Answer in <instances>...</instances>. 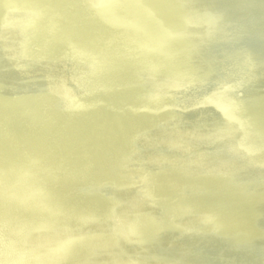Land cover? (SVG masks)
Returning a JSON list of instances; mask_svg holds the SVG:
<instances>
[{
    "label": "bare ground",
    "instance_id": "1",
    "mask_svg": "<svg viewBox=\"0 0 264 264\" xmlns=\"http://www.w3.org/2000/svg\"><path fill=\"white\" fill-rule=\"evenodd\" d=\"M38 1L43 3L45 0ZM100 2L102 8L97 5L100 15L111 25L128 33L123 38L124 43L130 40L132 26L139 27L133 28L138 29L143 38H138L140 40L136 43L139 47L145 44L151 57L172 42V38L179 37L183 32L182 23L187 22L203 23L204 34L215 35L203 39L207 52L202 55H221L226 59L249 54L264 61V0H132L135 10L132 16L135 20L129 19L123 25H120L122 20L116 13L122 7L120 2ZM55 5L61 8L59 11L64 9L62 3L57 2ZM2 13L3 8L0 7V15ZM170 14L175 18L170 17ZM48 15L52 16L53 12ZM85 16L84 12H76L69 18L70 26H60L57 29L59 32H52L55 34L51 43L52 52L46 59L47 72L58 73L59 65H65L63 73L60 72L61 78L75 88L76 95L93 93L96 84L100 85L95 68H109L101 54L94 53V56L82 60L74 58L76 50L87 49L82 46L92 44L97 36L104 34L103 27H107L89 21ZM76 22L80 23V29H76ZM195 30L201 34L200 29ZM21 33L19 31L18 35ZM220 38L222 41L218 43ZM68 42L72 44L67 53L68 60L64 62L65 53L60 58L59 49L68 48ZM10 45L17 46L18 43L12 41ZM179 45L181 42H172V52H175L176 57L181 54L175 50ZM105 49L101 51L105 52ZM180 49L184 50V47ZM195 62L192 61V65ZM3 63L4 57L0 51V71ZM172 63L173 74L163 75L166 80L175 78L184 82V75L190 71L195 73L196 78L205 73H199L194 66L182 67L177 62ZM210 69L208 66L206 71ZM160 70L165 73L166 68L160 67ZM88 73L91 74L92 82L89 81ZM48 76L49 89L62 98L64 87L60 82L51 80V75ZM223 77V74H218L216 82ZM124 80L130 82L131 75L126 73ZM0 82V120L4 118L10 123L7 135L2 139L8 142L16 139L21 147L32 146L35 150L33 154L50 145L44 161L46 169L26 165L21 152L12 156L14 159H0V177L1 174L9 173L10 179L8 183L0 181V264H184L189 260H182L180 252L188 248L196 253V248L202 245L203 237L209 234L214 223L220 236L227 232L228 238L220 240L215 237L208 262L264 264V240L259 237L264 238V184L258 180L254 187L248 182V178L252 177L264 179V170L252 168L256 166L235 154L236 144L257 148L260 141L256 135L260 132L258 128L261 134L264 133V123L257 125L256 134V130L251 131L252 124L256 126V119L264 122V103L263 106L258 103L260 94L257 95L252 89L247 91L243 104L245 107L250 106L251 110L248 112L246 107L247 111L243 113L240 109L242 119L236 111L234 113L229 103L216 101L219 109L235 118L233 122L239 124L243 135L237 140L213 143V139L225 137L233 129L221 122L217 115L206 118L201 111L183 116L171 114V128L155 134L151 131V117L132 113L119 115L118 111L110 109L101 112L100 118L91 122L87 117L91 110L87 108L78 125L71 129H68L70 127L65 117L57 120V116L52 114L55 123L50 127L55 128L51 131L44 126L38 110L29 102L32 94L28 90H20L24 93L22 99L10 100V88L18 84L15 72ZM129 82H125V85ZM28 83L36 84L37 90L43 86L42 82L36 83L34 79ZM106 86L103 80V86L100 85L101 89L97 93L105 90ZM126 88L120 91L119 98L129 102L131 98L127 96ZM141 89L136 87L134 90L138 93ZM99 98L105 101L106 95L102 93ZM48 101L53 108L51 99ZM251 103L256 104L253 109ZM6 104L10 105L9 108ZM112 105L120 106L117 102ZM23 109L34 119V130L37 129L38 134L27 130L23 120L13 116L14 112ZM244 114H247V118H243ZM156 120L154 124L158 123ZM134 125L150 132L147 133L145 147L137 148L134 161L129 163L127 157L124 159L127 138L123 137L133 133ZM59 126L68 130L54 138L52 132ZM237 132L234 137L238 135ZM101 134L108 136L104 144L100 140ZM196 136L206 140L199 148V153L195 156L179 153L181 144L189 148L194 145ZM155 141L162 146L145 149L149 144H155ZM165 144L171 150L165 148ZM2 145L6 147L7 143ZM213 150L219 151L218 156L214 157ZM254 162L264 164V155L258 152ZM58 165L66 168L60 174L61 179L55 174L56 169L61 167ZM10 167L14 168L13 171H6ZM51 181L55 187H52ZM217 186H220V191L214 197L212 190ZM66 190L72 193L70 197L65 196ZM146 194L153 197L150 199L152 207L145 206L150 198H146ZM3 196H7V199ZM155 209L160 211L161 219L168 220L165 230L169 232L163 234L158 242L165 241L166 244L178 226L186 225L188 238L182 239L178 247L169 250L172 252L166 251L164 255H156L154 244L145 242L142 235L148 216L154 214ZM152 218L154 221L158 219L153 215ZM199 219L202 224L192 225ZM243 230L247 231L246 235L239 233ZM129 233L134 235V246L126 243V239L130 238L124 236ZM238 237H242L243 242L234 246L231 254L227 247ZM196 262H199L197 258ZM196 262L193 263L198 264Z\"/></svg>",
    "mask_w": 264,
    "mask_h": 264
},
{
    "label": "water",
    "instance_id": "2",
    "mask_svg": "<svg viewBox=\"0 0 264 264\" xmlns=\"http://www.w3.org/2000/svg\"><path fill=\"white\" fill-rule=\"evenodd\" d=\"M99 1L45 0L43 3H40L38 0H0V7L3 8V13L0 15V51L4 57L3 68L0 71V80L7 77L12 72H15L18 76V84L10 88V100L16 98L22 99L24 97L23 90H28V92L32 94L29 102L31 101V104L36 110H38L39 116L43 119L45 124L44 126L46 128L49 127V130L51 131L55 128L50 127L55 123L53 118L54 114L57 116V120L65 117L70 127L68 129H71L78 125L81 117L87 112V108L91 110L87 116L91 122L99 119L102 114L101 112H106L110 109L118 111L117 113L119 115L132 113L145 118L151 117L153 120V128L151 131L155 134H158V131L165 130V128H171V124L173 123L172 120H170L171 114L183 116L190 112L201 111L206 118L212 115H217L221 122L233 129L230 130L227 136H221L218 140L213 139V143L229 142V140H237V138L239 139V137H242L243 134H241L242 130L239 129V124L233 122L235 118L229 117L227 113H224V111L219 109L217 107L219 105L216 101L223 100V102L229 103L231 108L234 109V113L236 111L238 116L242 119L240 114L241 110L243 113L244 110L247 111V106L245 107L243 102L247 97V91L252 89L257 95L260 94L261 97H259L258 103L263 106V60L255 59L249 54L232 56L226 58L227 60L221 55H202L207 52L203 39L207 40L206 38L210 39L215 35L206 36L203 32L205 28L203 23L191 24L187 22L182 23L181 28H183V32L180 36L172 38V42L175 44L181 42V45L177 46L175 49L178 52H181V54L179 53L177 57L175 56V52H172V42H170L164 48L159 49L161 51L153 55V58L149 56L152 54L148 53L149 49H146L147 47L145 44L142 43L139 47L136 43L140 40L138 38H143L142 33H140L138 29H134L139 27L135 25H133L132 28L130 27L132 29V33H129L130 40L129 42L124 43L123 38L127 37L128 33L124 32L119 27L111 25L100 15L97 5L99 4L101 9L102 3H99ZM57 2L64 5L62 11H59L61 8H56L55 4H57ZM117 2H120V5H122L120 9L118 8L116 10L117 15L122 20L120 25H123L129 19L135 20L132 16L135 14L132 0H117ZM49 12H53V15H48ZM76 12H84L86 15L85 17L89 21L96 22L100 25L105 24L107 26L103 27L104 34L97 36L92 44L82 46L87 49L80 48V50H76L74 53V58L81 60L90 55L94 56V53L104 55V61L109 64L108 70L104 67L101 68V66L95 68V75L100 81L98 83L102 86L103 80L104 85L107 83L105 90H102L101 93H97L101 87L99 84H96L93 93L76 95L75 88L61 78L60 72L63 73L62 70H64L65 66L64 64H61V62L58 73L57 71L53 73L47 72L48 62L46 59L50 55V52H52L51 43L55 37V34L52 32H59L57 29H59L60 26H70L69 18ZM170 17L175 18L172 14H170ZM75 27L76 29H80V23L76 22ZM195 28L200 29L199 32H201V34H198ZM19 31H22L21 35H18ZM132 37L134 38L131 40ZM12 41H17L18 45L11 46L10 43ZM221 41L222 39L220 38L218 43ZM71 44L72 42H68L66 44V47L68 48L61 47L59 49L60 58H62L65 53L63 59L64 62L68 60L67 53ZM180 47H184V50L180 49ZM104 48L107 50L105 49V52H102L101 50ZM192 61H197V63L195 62L196 64L192 65ZM172 62H177L178 65H182V67L192 68V66H194L199 73L203 71H205V73L201 75L199 74L200 77L196 78L194 77L195 73L190 71L184 75V82H179L175 78L166 80L163 75L173 74L174 67L171 66L173 64ZM208 66H210L211 69L206 71ZM155 67H157V70ZM160 67L166 68L165 73L160 70ZM242 69H245V71H242ZM92 72L94 73V71ZM126 73L131 75L132 80H130V82L124 80V75ZM218 74H223L224 77L222 80L219 79V82H216ZM48 75H51V80L54 82L57 81V83L60 82V85L64 87L65 90H63L61 94L62 98L55 94L57 92L49 89V84L47 85L49 79L46 80V77H49ZM88 76L89 81L92 82L91 74L88 73ZM30 79H34L36 83L42 82V89L37 90L36 84L28 83ZM125 82L129 83L125 85ZM38 85L39 84H37V86ZM125 87H127L125 90L127 96L131 98V101L129 102L122 101L119 98L120 91ZM136 87L142 88V91L138 93L135 92L134 89ZM20 90L23 92H20ZM102 93L106 95L105 101H102L99 98V95ZM49 99L52 101L53 108L50 101H48ZM115 102L120 104V106L114 107L112 104ZM251 104V108L253 109L256 104ZM6 105V107L9 108L10 105ZM6 107L5 110H7ZM247 108L248 112H250V106ZM13 116L23 120L26 124L27 130L32 132L36 131L34 133L38 134V130H34V128H36V123L26 109L14 112ZM155 118H157V124H154ZM243 118H247V114H244ZM159 123L161 124L159 125ZM263 123L264 122L261 119H256V126L252 124L253 127L251 131H255L257 125H263ZM9 127V121L2 118L0 120V159L10 158L9 160H11L14 159L12 156L19 155L21 152V157L26 161V165H33L46 169L44 161L47 150H50V145H46L36 151L37 154H33L35 150L32 149V146L21 147V143L16 139L11 140L10 142L2 139L7 135ZM68 129L59 126L55 132H52V135L55 138ZM132 129L134 137H132V134L129 137H123L124 139L127 138L125 143L127 151H125L126 156L124 159L127 157L129 163L134 161V151L137 148L145 147V143L148 140L147 133L150 132L138 125L132 126ZM259 130L260 132L256 134ZM236 131H239V133L237 132L238 135L234 137ZM258 131L256 130L254 132L260 139L257 148L252 146H247L245 148L244 145L241 146V144H236L235 154L240 158H245L250 165L256 166L252 168H255L256 170H264L263 163L254 162V157L258 152L264 155V133L261 134L262 131L260 128H258ZM246 136L248 137V134H246ZM100 137L101 143L104 144V141L107 140L108 136L101 134ZM205 141L204 137L196 136L195 140H193L194 145L186 148L184 144H181L179 153H187L189 156H195V154L199 153V148L203 146ZM2 143H7V146L4 147ZM160 146H162V144L156 143L155 141V144H149L145 149H154ZM165 148L171 150V147L167 144H165ZM52 150L53 144L51 147V151ZM218 152V150L212 151L214 157L218 156ZM252 155L254 156L253 158ZM134 166L135 164L133 167ZM124 168H126V170L128 169L126 165ZM12 169L14 168L10 167L6 171L12 172ZM65 170L66 168L64 166L58 167L56 169L58 173L55 172L56 176L59 175L61 179L62 175L60 174H63ZM130 170L132 171V168H130ZM53 171L52 168L51 172L53 173ZM258 180H261L264 184V179H255L253 177L248 178V182L251 184L250 186L254 187ZM0 181L3 183L10 182L9 173L1 174ZM50 184H52V187H55L52 181ZM57 184L59 185L60 183ZM219 187L220 186H217L212 190L214 197L220 191ZM231 188L234 190V187ZM67 195L70 197L72 193L69 190H66L65 196ZM145 197H150L145 206L152 207L153 204L150 201L152 196L146 194ZM3 198L7 199V196H3ZM251 209L252 207L248 210V214ZM154 214L152 215L158 219L154 221L150 214L148 216V221L144 226L145 230L142 232V235L145 242L154 244L153 247H155L154 249L157 251L156 255H164L166 251L172 252L169 250L178 247L181 244L182 239L188 238L187 231H185L186 225H183L182 227L178 226L177 231H175L172 237L170 235L171 238L166 244H164L165 241L158 242L163 234L169 232L165 230V227L168 226L166 224L168 220L165 221V219H161L160 211L157 209H155ZM128 222L131 221L129 220ZM185 223L189 225L187 222ZM200 223L202 224L203 222L199 219L193 222L192 225ZM217 229V225L214 223L210 228L209 234L203 237L204 242L202 245H198L196 248V253L193 249L189 250L188 248L180 252L179 257L182 258V260H189L187 263L184 262V264H194L193 262H196V258L199 260V262H196L198 264H211L208 262V258L209 252L212 248L211 245L215 243V237H218L220 240H227L228 238L227 232H224L223 235L220 236ZM239 233L246 235L247 231L243 230L239 231ZM124 237L130 238L126 239V243L130 244V246L136 244L134 242L133 233H129ZM259 237L264 240L263 237ZM242 242V237L233 240L227 247L229 248V252L232 254L233 247ZM218 255L219 253L215 256ZM150 256L153 255H149V257Z\"/></svg>",
    "mask_w": 264,
    "mask_h": 264
}]
</instances>
